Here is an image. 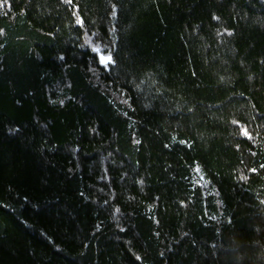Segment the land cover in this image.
<instances>
[{
	"label": "trees",
	"instance_id": "16d2710c",
	"mask_svg": "<svg viewBox=\"0 0 264 264\" xmlns=\"http://www.w3.org/2000/svg\"><path fill=\"white\" fill-rule=\"evenodd\" d=\"M0 264H264V0H0Z\"/></svg>",
	"mask_w": 264,
	"mask_h": 264
},
{
	"label": "snow or ice",
	"instance_id": "6c2138e0",
	"mask_svg": "<svg viewBox=\"0 0 264 264\" xmlns=\"http://www.w3.org/2000/svg\"><path fill=\"white\" fill-rule=\"evenodd\" d=\"M111 63L112 62V58L111 57H107V58H105V57H101V63L103 64V63Z\"/></svg>",
	"mask_w": 264,
	"mask_h": 264
},
{
	"label": "rangeland",
	"instance_id": "374dc122",
	"mask_svg": "<svg viewBox=\"0 0 264 264\" xmlns=\"http://www.w3.org/2000/svg\"><path fill=\"white\" fill-rule=\"evenodd\" d=\"M101 57H105V58H107V56H105V55H103V54H101V53H98V59H99V61L101 62ZM105 63H103V65H104Z\"/></svg>",
	"mask_w": 264,
	"mask_h": 264
},
{
	"label": "water",
	"instance_id": "95a60500",
	"mask_svg": "<svg viewBox=\"0 0 264 264\" xmlns=\"http://www.w3.org/2000/svg\"><path fill=\"white\" fill-rule=\"evenodd\" d=\"M100 64L103 65L101 62H100ZM105 64H107V62Z\"/></svg>",
	"mask_w": 264,
	"mask_h": 264
}]
</instances>
